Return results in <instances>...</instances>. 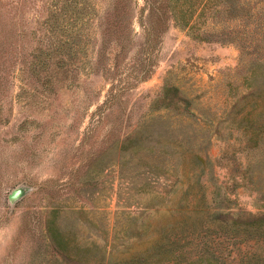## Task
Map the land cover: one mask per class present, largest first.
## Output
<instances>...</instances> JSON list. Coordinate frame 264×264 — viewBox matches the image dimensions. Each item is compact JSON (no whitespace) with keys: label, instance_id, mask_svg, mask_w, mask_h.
<instances>
[{"label":"rangeland","instance_id":"374dc122","mask_svg":"<svg viewBox=\"0 0 264 264\" xmlns=\"http://www.w3.org/2000/svg\"><path fill=\"white\" fill-rule=\"evenodd\" d=\"M262 213L264 0H0V264H258Z\"/></svg>","mask_w":264,"mask_h":264},{"label":"trees","instance_id":"16d2710c","mask_svg":"<svg viewBox=\"0 0 264 264\" xmlns=\"http://www.w3.org/2000/svg\"><path fill=\"white\" fill-rule=\"evenodd\" d=\"M118 11L119 10L117 9V13H118ZM167 104H170V105H172L173 107H176V108H180L181 111H189L190 110V106H191L190 100L185 95H180V94L175 99H173L171 97ZM225 219H227V218H225ZM236 219L235 220H231L233 223L229 227L230 230L233 231V233H236V232L239 233L241 230H245V228H241L239 230L238 227L241 226V225L245 226L246 228L253 227V228H255L254 231H258L259 230L261 232L262 230H264V214L263 213L260 214V215L254 216L249 221H244L242 218H236ZM244 224H247V225H244ZM227 226H228V224H227ZM53 231H55V230L53 229ZM254 231H252V232H254ZM51 235L54 238V232L51 233ZM206 251H207V253H209L208 255H205L206 252L201 251L198 254V258L196 260H194V262L192 261V264H194V263L195 264H224V262L220 259V257H217V255L214 252H212V251H210L208 249H206ZM258 264H264V258H261L260 262Z\"/></svg>","mask_w":264,"mask_h":264}]
</instances>
